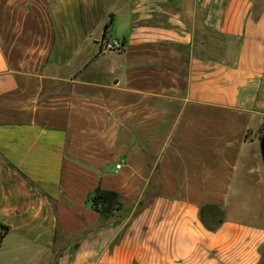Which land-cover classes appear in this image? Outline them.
<instances>
[{"label":"crops","instance_id":"crops-1","mask_svg":"<svg viewBox=\"0 0 264 264\" xmlns=\"http://www.w3.org/2000/svg\"><path fill=\"white\" fill-rule=\"evenodd\" d=\"M263 131L264 0H0V248L264 264Z\"/></svg>","mask_w":264,"mask_h":264},{"label":"rangeland","instance_id":"rangeland-1","mask_svg":"<svg viewBox=\"0 0 264 264\" xmlns=\"http://www.w3.org/2000/svg\"><path fill=\"white\" fill-rule=\"evenodd\" d=\"M0 252V264H34L36 261L33 249L19 248V237L15 233H11L5 240Z\"/></svg>","mask_w":264,"mask_h":264},{"label":"trees","instance_id":"trees-1","mask_svg":"<svg viewBox=\"0 0 264 264\" xmlns=\"http://www.w3.org/2000/svg\"><path fill=\"white\" fill-rule=\"evenodd\" d=\"M109 26L110 24L106 26V29H108ZM262 135H264V131L262 132ZM90 201L92 207L101 214H107L112 210L120 209L122 207V201L120 200L118 192L103 190L100 187L96 189ZM8 231V226L0 224V243Z\"/></svg>","mask_w":264,"mask_h":264},{"label":"built area","instance_id":"built-area-1","mask_svg":"<svg viewBox=\"0 0 264 264\" xmlns=\"http://www.w3.org/2000/svg\"><path fill=\"white\" fill-rule=\"evenodd\" d=\"M124 48V43L119 39L108 38L101 41V50L103 52H121Z\"/></svg>","mask_w":264,"mask_h":264},{"label":"water","instance_id":"water-1","mask_svg":"<svg viewBox=\"0 0 264 264\" xmlns=\"http://www.w3.org/2000/svg\"><path fill=\"white\" fill-rule=\"evenodd\" d=\"M260 145H261L262 158L264 161V135H262V137H261Z\"/></svg>","mask_w":264,"mask_h":264}]
</instances>
